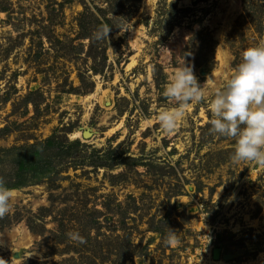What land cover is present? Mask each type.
<instances>
[{
    "label": "rangeland",
    "instance_id": "374dc122",
    "mask_svg": "<svg viewBox=\"0 0 264 264\" xmlns=\"http://www.w3.org/2000/svg\"><path fill=\"white\" fill-rule=\"evenodd\" d=\"M255 46L264 0H0V264H264V166L209 108ZM184 66L205 98L165 134Z\"/></svg>",
    "mask_w": 264,
    "mask_h": 264
},
{
    "label": "clouds",
    "instance_id": "9594fccd",
    "mask_svg": "<svg viewBox=\"0 0 264 264\" xmlns=\"http://www.w3.org/2000/svg\"><path fill=\"white\" fill-rule=\"evenodd\" d=\"M109 32V27L102 26L94 32L93 39H109ZM164 95L176 106L161 111L158 121L161 130L171 134L182 121L187 106L202 102L205 91L193 69L184 66L173 74ZM209 108L214 116L210 132L236 140L231 160L264 166V46L250 47L243 52L242 62L214 93ZM13 197V190L0 180V218L9 214ZM69 238L84 243L78 232L69 233ZM164 242L166 245L177 243L175 232L170 230Z\"/></svg>",
    "mask_w": 264,
    "mask_h": 264
},
{
    "label": "built area",
    "instance_id": "2783aa9c",
    "mask_svg": "<svg viewBox=\"0 0 264 264\" xmlns=\"http://www.w3.org/2000/svg\"><path fill=\"white\" fill-rule=\"evenodd\" d=\"M206 252V251H205ZM207 254L206 255H209V253L208 252H206ZM210 258H211V255H210ZM206 264H208V261H206ZM221 264V263H220Z\"/></svg>",
    "mask_w": 264,
    "mask_h": 264
}]
</instances>
